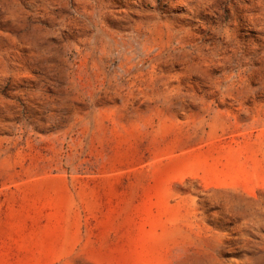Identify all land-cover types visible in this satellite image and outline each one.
<instances>
[{"label":"rangeland","instance_id":"374dc122","mask_svg":"<svg viewBox=\"0 0 264 264\" xmlns=\"http://www.w3.org/2000/svg\"><path fill=\"white\" fill-rule=\"evenodd\" d=\"M0 264H264V0H0Z\"/></svg>","mask_w":264,"mask_h":264}]
</instances>
